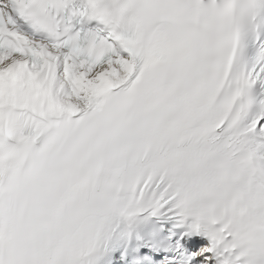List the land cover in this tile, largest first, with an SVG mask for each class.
I'll use <instances>...</instances> for the list:
<instances>
[{
    "label": "snow or ice",
    "instance_id": "6c2138e0",
    "mask_svg": "<svg viewBox=\"0 0 264 264\" xmlns=\"http://www.w3.org/2000/svg\"><path fill=\"white\" fill-rule=\"evenodd\" d=\"M0 264H264V0H0Z\"/></svg>",
    "mask_w": 264,
    "mask_h": 264
}]
</instances>
